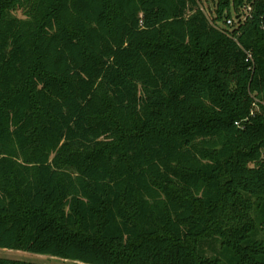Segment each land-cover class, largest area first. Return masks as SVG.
I'll list each match as a JSON object with an SVG mask.
<instances>
[{"label": "trees", "instance_id": "1", "mask_svg": "<svg viewBox=\"0 0 264 264\" xmlns=\"http://www.w3.org/2000/svg\"><path fill=\"white\" fill-rule=\"evenodd\" d=\"M201 2L0 0V248L264 264V2Z\"/></svg>", "mask_w": 264, "mask_h": 264}, {"label": "rangeland", "instance_id": "2", "mask_svg": "<svg viewBox=\"0 0 264 264\" xmlns=\"http://www.w3.org/2000/svg\"><path fill=\"white\" fill-rule=\"evenodd\" d=\"M212 0H202L201 5L202 8L208 12V9L211 6ZM18 16H21V13H17ZM0 257L21 260L33 263H44V264H83L80 262H74L70 260H64L61 258L51 257L48 255L35 254L25 251H17L10 249H2L0 248Z\"/></svg>", "mask_w": 264, "mask_h": 264}, {"label": "built area", "instance_id": "3", "mask_svg": "<svg viewBox=\"0 0 264 264\" xmlns=\"http://www.w3.org/2000/svg\"><path fill=\"white\" fill-rule=\"evenodd\" d=\"M258 1L264 2V0ZM252 12L253 8L251 5H244L238 12L233 13V16L230 17L224 25L218 26V28L223 32L231 35L234 32L235 28H238L240 24H244L248 19L252 18ZM262 28L264 29V23L262 24ZM234 39L235 41H237L239 46L243 48V46L238 42L237 38ZM244 51L246 54V61L248 63L254 64V55L252 51L245 49Z\"/></svg>", "mask_w": 264, "mask_h": 264}]
</instances>
